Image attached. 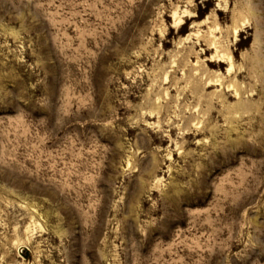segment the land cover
Returning a JSON list of instances; mask_svg holds the SVG:
<instances>
[{"label":"rangeland","instance_id":"obj_1","mask_svg":"<svg viewBox=\"0 0 264 264\" xmlns=\"http://www.w3.org/2000/svg\"><path fill=\"white\" fill-rule=\"evenodd\" d=\"M0 264H264V0H0Z\"/></svg>","mask_w":264,"mask_h":264}]
</instances>
